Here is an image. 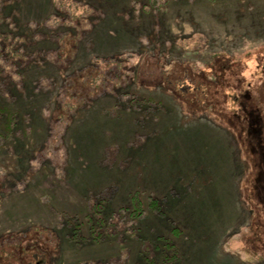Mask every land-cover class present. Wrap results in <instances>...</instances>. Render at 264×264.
<instances>
[{
	"label": "rangeland",
	"instance_id": "rangeland-1",
	"mask_svg": "<svg viewBox=\"0 0 264 264\" xmlns=\"http://www.w3.org/2000/svg\"><path fill=\"white\" fill-rule=\"evenodd\" d=\"M7 11L0 264H264V0Z\"/></svg>",
	"mask_w": 264,
	"mask_h": 264
},
{
	"label": "trees",
	"instance_id": "trees-1",
	"mask_svg": "<svg viewBox=\"0 0 264 264\" xmlns=\"http://www.w3.org/2000/svg\"><path fill=\"white\" fill-rule=\"evenodd\" d=\"M16 1V0H0V24L6 20V15L8 13V4ZM2 25H0V55L4 56L6 60H12L14 59L16 62L20 61L21 59H25L24 53L22 52L27 50V39L23 36L17 37L14 34L11 33H5L1 30ZM187 93V92H186ZM0 115L5 114L8 116L7 123L9 124V115H7V111L5 109H0ZM139 210H137V213H141V204L138 203ZM160 250V248H159ZM158 251V249H157ZM159 258V257H158ZM168 258V257H167ZM150 260H154V257H152ZM159 263V260H158ZM160 264V263H159ZM164 264H170L168 259L164 260Z\"/></svg>",
	"mask_w": 264,
	"mask_h": 264
},
{
	"label": "flooded vegetation",
	"instance_id": "flooded-vegetation-1",
	"mask_svg": "<svg viewBox=\"0 0 264 264\" xmlns=\"http://www.w3.org/2000/svg\"><path fill=\"white\" fill-rule=\"evenodd\" d=\"M258 147V149L255 151V149L253 148L252 150L254 151L253 154H255V156L258 154V158L257 160L255 159L253 161L254 166H256V176L254 178V180H252V178H250V182L251 181H255L254 185L256 184L254 187L256 188V186H258L259 184H261L262 187H260L262 189V191L264 192V147H262L261 142H257L256 144ZM249 163V162H248ZM251 163H249V166L246 170V175H248L247 173L250 171V167Z\"/></svg>",
	"mask_w": 264,
	"mask_h": 264
}]
</instances>
